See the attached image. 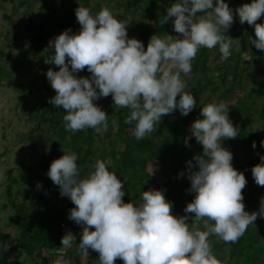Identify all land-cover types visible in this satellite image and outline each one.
Returning <instances> with one entry per match:
<instances>
[{
	"label": "clouds",
	"instance_id": "obj_1",
	"mask_svg": "<svg viewBox=\"0 0 264 264\" xmlns=\"http://www.w3.org/2000/svg\"><path fill=\"white\" fill-rule=\"evenodd\" d=\"M235 11L241 24L254 26L256 38H250L251 43L264 50V23H257L264 16V0H252ZM75 15L80 31H65L50 41L54 53L45 60L59 68L46 73L56 93L49 103L64 109V126L69 132L86 128L100 134L107 131L108 114L94 101L109 95L114 105L130 110L125 123L135 122L132 134L138 141L156 130L162 116L176 109L187 116L197 100L185 91L181 73L191 71V62L201 48L211 50L219 45L221 59L227 60L234 42L225 35L234 22L233 9L225 0H216L215 5L213 0H176L161 23L174 18V31L180 36L153 35L146 50L140 40L128 38L127 24L108 7L92 15L89 8L79 6ZM85 68L91 78L74 75ZM200 114L203 118L192 123L191 133L203 153L194 158L197 171L192 170V161L187 164L189 191L195 197L184 211L194 214L191 224L187 215H173V205L161 190L143 191L138 205L125 203L124 185L104 161L97 160L84 177L74 152L63 151L51 163L48 176L59 186L61 196L75 205L69 219L84 225L78 244L82 255H89L88 249H92L98 253V264H115L117 259L123 264H222L209 237L236 243L258 216L264 217V198L259 212L245 210L246 177L233 167L232 153L222 147L223 140L238 136L227 105L208 103ZM260 159L252 176L264 187V156ZM201 222L203 230L198 226ZM74 241L72 233L65 234L58 254L63 255ZM7 249L6 242L0 243V252Z\"/></svg>",
	"mask_w": 264,
	"mask_h": 264
},
{
	"label": "trees",
	"instance_id": "obj_2",
	"mask_svg": "<svg viewBox=\"0 0 264 264\" xmlns=\"http://www.w3.org/2000/svg\"><path fill=\"white\" fill-rule=\"evenodd\" d=\"M74 3L67 0H22L19 7H27V13L31 15L29 20V34L16 35L17 40H23L19 45L22 60L16 59V71L22 70L27 64L29 55H36V64L42 72L36 80H33L30 94L33 92H45L46 96L39 98L38 105L30 107L23 100L16 109L28 117L31 125L26 139L33 145V160L35 154L42 150V161L46 159L52 163L71 151L77 155V166L82 177L87 176L92 170L91 166L101 160L106 163L108 170L116 174L124 185L125 203L132 202L138 205L142 202V192L148 190H161L166 199L173 205V215L179 217L187 215L188 223L193 222L194 214L185 213L184 209L190 203L195 193L190 192L191 182L188 179L189 161L193 163V171L198 170L195 156L203 153V147L191 133V125L197 119H202L201 108L208 103L224 102L227 105L228 116L234 127H237L238 136L234 139L222 141V147L233 155V167L242 172L247 180L243 189L245 210L249 213L259 212L261 200L264 198V187L258 186L249 171V167L261 163L264 156V82H257L256 75H264V50L256 49L251 43L255 39L254 26L241 24L238 13L235 11L245 3L252 0H225V3L233 9L235 26L225 32L226 39L232 38L231 55L227 60L221 59L219 45L209 50L201 48L195 59L191 62L189 72L191 77L181 74L186 82L185 91L191 93L197 100V106L187 115L180 113L179 109L161 117V122L156 125V130L149 133L142 140H136L133 136L135 122L126 124L125 119L130 115V110L114 105L111 95L100 97L94 103L108 114V129L102 134L92 128H86L78 132L65 130L63 116L64 109L56 108L49 100L55 96L46 73L49 69L58 71L54 63H45L54 50L49 48V42L59 34L69 31L70 34H78L80 24L75 12L79 6L90 9L92 15H96L102 7H108L114 16L127 24L128 38L140 40L145 50L153 35L165 37L167 35L180 36L174 31L173 20L168 19L161 23L167 15V8L176 0H109L107 4L98 2L92 5L90 0H80ZM15 0H0V9L5 4ZM39 2V13L47 10L46 17L39 21V13H35L34 7ZM215 5L216 0H213ZM19 7L14 6L12 15L19 13ZM5 15L4 19L12 23L13 17ZM33 15V16H32ZM130 20V22H129ZM257 23H264L262 16ZM0 31V39L3 34ZM182 38V37H181ZM242 46L236 50L238 40ZM245 53L249 59L244 58ZM5 53L0 47V61ZM249 65V68H247ZM71 71V66L69 65ZM12 73L0 67V78ZM78 78H91L90 74L83 71L74 73ZM97 91H99L97 89ZM179 100V96L177 97ZM262 125V132L255 129L256 124ZM23 137V136H22ZM187 140V143L185 142ZM253 142L256 147L253 148ZM243 158V160L241 159ZM150 163H159L161 172L166 179L159 184L153 174L149 172ZM44 168H50V164H42ZM26 172L32 171V167L21 165ZM183 173V175H180ZM26 180V174L20 176ZM45 180V177H42ZM18 181L11 178L7 186L6 197L8 203L4 209L11 207L14 211L15 236L4 233L0 227V243H7V252L12 255L9 260L6 251L0 252V264H30L28 261L39 258L38 264H56L54 259L63 257L67 264H84L83 255L78 250L84 225H79L69 219L70 211L75 207L68 197V210L62 211L59 206L52 204L50 197L44 192L32 194L36 197L35 204L18 203L14 197V185ZM247 191V192H246ZM21 193L19 190L17 194ZM209 223H212L211 221ZM201 230L202 222L198 225ZM94 230V229H91ZM75 236V241L65 254H58L62 237L67 233ZM12 241H16L12 245ZM214 255L222 264H264V217L258 216L253 224L249 225L245 234L236 243H225L219 237H209ZM89 259L86 264H98V253L88 249ZM47 256L43 258L42 255ZM69 261H71L69 263ZM115 264H123L117 259Z\"/></svg>",
	"mask_w": 264,
	"mask_h": 264
},
{
	"label": "rangeland",
	"instance_id": "obj_3",
	"mask_svg": "<svg viewBox=\"0 0 264 264\" xmlns=\"http://www.w3.org/2000/svg\"><path fill=\"white\" fill-rule=\"evenodd\" d=\"M16 3L7 2L5 8L0 9V31L2 37L0 39V47H2L5 56L0 61V67L4 70H7L12 73V77L9 78L7 74L3 75L0 78V227L4 233L15 236V223H14V211L11 207L4 209L3 205L8 203L6 192L7 186L10 184V179H16L18 183L14 185V197L18 203H28L35 204L36 197H32V194L37 192H44L50 197L52 204L59 206L62 211L68 210V197L61 196L60 188L58 185H55L50 177L48 172L50 168H44L42 164L48 163L51 165L49 160L46 159L42 161L41 155L42 150L39 148V152L35 154L33 160L29 159L28 156L32 155L33 145L31 141H27L26 136L30 131L31 125L28 124V117L23 113L18 112L16 107L18 104L25 100V104L28 103L30 107L38 105L39 98L45 97V92H33L31 95L29 92L32 88V81L36 80L42 72L38 69L36 64V55L34 52L33 55H29L26 58L27 64L22 68V70L16 71V59L18 62L22 60L19 59L22 54H20L19 45L23 40H17L16 35H26L29 34V20L32 18L31 15L27 13V7L20 8L19 3L22 0H15ZM73 1L74 3H81L80 0H67ZM92 5H95L98 2L107 4L109 0H90ZM42 4H49L45 2H39L35 5V13H39V7ZM14 6L19 7V13L12 15ZM48 11L45 10L39 13V21H42ZM5 15L13 17L12 23L4 19ZM33 16V15H32ZM130 22V20H129ZM235 26L233 22L229 27L232 30ZM242 46L241 39L238 40L236 50H240ZM244 58L248 60L249 54L245 53ZM264 62H262V65ZM249 68V65H247ZM83 72L90 74L87 68L82 70ZM183 75V73H181ZM186 76L191 77L190 74ZM188 77V78H189ZM257 82H264V75L257 76ZM264 103L262 102L260 106ZM262 123L259 121V124H256L255 129H258L262 132ZM23 136V137H22ZM243 160V158L241 157ZM31 166L32 171L26 172L21 169V165ZM253 167H249V171L252 172ZM149 172L155 176L159 184L164 182V178L161 172V165L159 163H150ZM22 173L26 174V180L22 181L20 176ZM42 177L46 179L43 180ZM38 185H40L38 187ZM21 193L17 194L18 191ZM247 192V191H246ZM12 245L16 244V241H12ZM6 254L10 261H12V255L6 251ZM65 254V253H64ZM90 255V254H89ZM83 255L82 261L84 264L87 263L88 257ZM46 257V254H43L41 258ZM61 261L63 264V257L57 256L54 261ZM30 264H38L39 258L36 260L28 261ZM71 261H69L70 263ZM97 264V263H94Z\"/></svg>",
	"mask_w": 264,
	"mask_h": 264
}]
</instances>
